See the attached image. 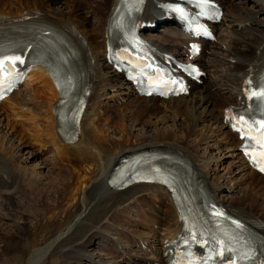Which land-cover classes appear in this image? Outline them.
I'll return each mask as SVG.
<instances>
[{"label": "bare ground", "instance_id": "bare-ground-1", "mask_svg": "<svg viewBox=\"0 0 264 264\" xmlns=\"http://www.w3.org/2000/svg\"><path fill=\"white\" fill-rule=\"evenodd\" d=\"M58 1L64 2V5L58 6ZM114 2L115 0H31L30 2L8 0L0 6L4 16L9 13L19 15L24 9L39 10L43 13L41 20L46 21L52 27L73 28L85 44L84 48L87 52L85 56L92 83V92L88 97L78 131L74 137H71L69 131L64 132L66 136H70V140H64L57 131L55 101L59 92L53 83V78L48 73L49 70H53L50 65L51 61L47 65L41 62L39 65L32 66L24 79L23 86L30 96L31 103L35 101L34 105L23 99L21 97L23 95H19V90V93L18 91L13 92L0 103V120H6L5 128L13 131L19 129V141L21 140L22 144L28 142L27 144L36 145L41 152L43 147L52 152L55 155L51 161L54 165L53 169H59L58 180L56 176L54 177L56 174L48 170L51 181L45 184L41 181L43 179L41 173L36 172L33 166L26 168L12 159V169L15 173L8 166L11 164L0 154V196L4 200L0 205H11L13 208L15 204L20 205L21 199H29H27L29 201H27V206L24 207L27 214L23 211V215L9 216L13 219V225H11L13 231L8 233L9 231L4 232L0 228V264H35L36 262H41V264H103L105 262L149 264L153 260H158L159 256L156 253L151 255L141 248L133 249L134 239L123 232H119L115 244L121 246L124 251L116 248V250L113 249L114 254L105 253L96 256L98 250L91 248L95 246V239L109 238L98 226L102 219L106 218L108 210H112L124 201L134 203L138 196L142 197V200L151 207V211H140L143 219L151 217L157 224L163 225L167 229L165 235H173L176 233L174 231L180 230L179 218L173 211L170 193L166 189L158 185L139 183L116 190L108 184L110 170L122 155L138 149L153 147L180 151L184 154L185 160L191 164L192 159L197 161L196 158H199L197 155L199 146L192 143L191 139L196 143L199 140L200 143L201 140L204 141L206 137L211 136L208 133L211 131L212 134V129L228 133L222 139L224 142H228L231 138L234 139L221 122L220 116L225 106L238 104L241 80L249 71L251 63L262 52L264 0H218L225 11L222 23L225 34L223 39L207 42L208 47L202 53L203 58L201 54L195 58L196 63L198 62L203 67L206 75L199 77L200 82L188 81L190 87L186 95L167 100L161 99L162 102L168 103L164 109L159 104L146 102L157 98L135 96L125 108L119 105L118 110L111 108V104L102 102V100L99 102L93 97L96 87L114 88L116 90L114 94L122 97L131 95L129 85L104 62L102 56L105 34ZM250 4L256 5L253 12L251 9L249 11ZM6 6L9 10L5 9ZM83 7H87L90 11H85L83 14ZM92 18L95 19L96 25L92 24ZM11 26L14 30L20 28L17 22L12 23ZM158 32L160 34L148 36L154 45L179 56L184 54L182 46L187 44L189 39L182 37L185 34L179 28L170 26ZM1 39L6 41L3 43L8 44H14L15 41V37L9 34L2 35ZM50 52H52L51 48ZM66 69L76 72L75 68L66 67ZM212 97L218 100L215 102ZM134 102L137 104L132 106ZM106 109L112 112L110 119L102 115L108 112ZM126 109L133 116L130 121L135 118L134 121L139 122L145 112L155 113L153 115H156L157 119L161 120V124L165 126L157 125L158 127L148 128V126L145 127L146 125L144 127L129 125L128 127L127 124H122L118 127L124 120L123 110ZM138 110L142 112L139 116L136 115ZM119 111H121V116L117 119L118 124L115 125L111 119L116 118ZM180 115H184V118L187 116V120L179 123L172 122V119ZM90 119L92 121H90L88 130L86 123ZM106 119L108 121H105ZM170 121L173 124L169 123ZM107 127H118L123 136L116 138L124 142L109 138ZM133 127H137L141 134L134 135V137L131 134ZM125 133L128 135L124 136ZM2 136H0V149L8 152L9 147L4 145ZM130 140L135 141L137 146L133 147L130 143L128 145ZM11 144L10 147H12ZM216 146L222 147L220 144ZM234 146L233 148H236L238 154L241 155L238 147L235 144ZM38 149L31 152V155L37 154ZM12 151L13 157L21 154V152ZM23 161L26 163L27 160ZM243 162L245 163L244 160ZM200 165L208 173L210 165L202 161ZM28 168L30 172H27ZM250 170L251 173L260 176L259 184L264 182L263 175L251 168ZM211 181L224 205L249 211L250 217L255 221L262 220V218L264 220V214L253 212V208L252 211L246 209L244 204L254 205L253 202L258 203L259 201L252 197L246 189L232 194L224 192L222 194L219 184H216L213 179ZM257 214L260 218L256 216ZM111 217L117 219L115 215ZM1 223H3L2 220ZM259 225L264 234V224L259 223ZM83 235L85 238L81 240ZM155 236L164 238L158 234ZM17 254L21 255L22 260Z\"/></svg>", "mask_w": 264, "mask_h": 264}, {"label": "rangeland", "instance_id": "rangeland-1", "mask_svg": "<svg viewBox=\"0 0 264 264\" xmlns=\"http://www.w3.org/2000/svg\"><path fill=\"white\" fill-rule=\"evenodd\" d=\"M30 1L31 0H24V2H30ZM57 4H58V6H62V5H64V2L58 1ZM252 5H253V7H252ZM252 5L250 4L251 8L249 7V11L251 9V11L253 12V10L256 9V5L255 4H252ZM83 9H84L83 14L85 13V11L86 12L90 11L87 7H83ZM92 24L96 25V21L93 18H92ZM163 30L164 29H160L159 31H163ZM158 33L160 34V32H157L154 34L158 35ZM149 34L151 35L152 33H149ZM19 91H20L19 95L20 96L23 95V96H21L23 99H26L28 101V103H30V104H33V105L35 104V101L33 103H31L32 101L30 100V96L27 93V90L25 89L24 86ZM19 91H18V93H19ZM106 92H107V90L105 91V94H104V93H101V91H99L98 97L100 99V102H101V100H102V102L105 101V102L112 105V106L110 105L111 108H116L117 110L120 108L119 105H121V107L125 108L127 106L126 104H128L129 101L134 99L133 97H135L132 95L126 96V97L123 96L121 100H119V99L116 100V99H113V97H110V94L113 92H109V93L108 92L106 93ZM107 94L109 96H107ZM214 98L216 99V97H212L213 101L218 100V98L216 100ZM136 100H137V98H136ZM146 102L148 104H151V103L159 104V105L163 106L162 107L163 109L166 108L168 105V103H160V101H155V100H150V101L148 100ZM135 104H137V103L134 102L131 105L135 106ZM136 107H138V106H136ZM141 108H144V107H141ZM106 110H108V112L104 113L102 115L104 118L110 119L112 117V112L109 109H106ZM137 112L138 113L136 115H138V116L140 113L142 114V112L139 110ZM123 114L125 115L124 120L121 121V125L118 127H121L122 124H127L128 127H129V125L130 126H135V125L138 126L139 125L138 127H141V126L144 127L146 125L145 127L148 126V128L149 127L155 128V126H157V125L158 126L161 125L163 127L165 126V124L164 125L161 124V120H158L156 115H153L155 113L151 114V113L145 112V114H143V116L140 118L139 122L134 121L135 118H134V120H132L134 122L130 121V119L133 118V116L131 113H129L128 109L123 110ZM171 115H172V113H171ZM120 116H121V111H119L117 113L118 118L116 117L114 119L113 118L111 119V121H113L112 123L117 125L118 124L117 119H119ZM182 120H187V116H185V118H184V115H180L178 117L176 116L175 119H172V122H176V123L178 122L179 123ZM90 121H92V119H90L86 123V128L88 130H89L88 126L90 125ZM105 121H108V119H106ZM127 121H130V122L126 123ZM172 122L170 121L169 123H172ZM5 124H6V120L5 121L0 120V136L5 135L4 137L2 136V138L5 142L4 145H6V147L8 145L9 148L8 147L7 148L9 151L10 150L11 151L7 152V151H3L0 149V152H2L0 154H2L5 157V159L11 164V166L8 164L10 169L13 172H15L12 169V167H13L12 163H13V160H15V163H17V164L20 163L21 165L25 166L26 168L28 166H30V167L33 166L35 168L36 172L41 173V176L43 178V179H41V181L44 182L45 184H49V180L51 181V179H49L50 178L49 174L51 173V171H53L56 174V175H54V177L56 176L57 177L56 180H58L59 177L57 174L59 172V169L58 170L53 169L54 165H52V163H51V161H52V159H54L55 155L45 148V149H43V151H45V152L40 153L38 150V153L34 154V155L32 154L33 155L32 156L31 152L37 151L38 147H36V145H32L31 143L27 144L28 142L25 144L24 143L22 144L21 140L19 141V138H20L18 135L19 129L14 130V131L10 130L8 128H5V126H4ZM118 127H115V128H108L107 127V129H108L107 135L109 138L118 140V141L123 143L124 141L122 139H117L118 137L123 136ZM137 129H138L137 127H133V130L131 131V134H133V136L137 135V134H141V132H139ZM178 133H181V132L178 131ZM16 134H17V136H16ZM227 134L228 133H226V132H218L217 129L215 131L212 129V134H211V131L208 133V135H211V136L206 137V139L204 141L201 140L200 143H199V140H197V143H196L191 139L192 143L198 144V146H199L198 147L199 150L197 151V155L199 157L198 160L201 159L202 163L205 162L206 165H210L208 168L209 174H210L211 178L213 180H215V182H217V184H219V186L221 188L220 192H222V194H223V192L226 194L227 193L232 194V193H236V192L240 191L241 189H244V190L246 189L248 191V193L249 192L251 193L252 197L259 200V201L257 200L258 203L253 202L254 205H250V203L244 204V205H246L245 206L246 209H249L250 211H252L251 209L253 208V210H254L253 212H258L262 215V214H264V182L259 184L260 176L255 174V173H251V170L243 162V159H242L241 155L238 154V151L236 150V148L235 149L233 148L234 145L232 144V139H230L228 142H224V140H222L225 136H227ZM127 135L128 134L125 133L124 136H127ZM12 141H13V143H12ZM9 143L12 145V147H10ZM129 143L132 144L133 147L137 146V143L133 140H130L128 142V145H130ZM217 144H220L222 147L218 148L219 146H216ZM211 149H212V151H211ZM12 150L21 152V154H18L17 156L15 155L13 157L12 156V153H13ZM23 160H25V161L27 160L26 163ZM201 161L199 160L200 163H201ZM49 169H50V173H48ZM26 170H28L27 172H30V168H28ZM53 179H55V178H53ZM143 197H145L147 200H150V198L146 197V195H143ZM27 199L28 198H24L23 200L22 199L20 200L23 202V203L22 202L20 203L21 206L17 205V204L13 205V208L12 207L9 208L8 205H6L7 207L4 206V208H6V209L8 208L7 210L11 209V211H7V210L5 211L4 209L2 210V208H0L1 209L0 210V228L4 232L9 231L8 233H11L13 231V230H11L12 229L11 225H13V223H12L13 219L9 216H18V214L23 215V211H25L26 212L25 214H27V211L24 208L28 204L27 201L29 199L28 200ZM138 200L141 201L139 197H138ZM227 200L228 199H226V201ZM128 202H130V201H128ZM128 202L124 201L120 205L118 204V205H116V207H113L112 210L111 209L108 210V212H107L108 217L106 216L108 219L105 218L106 220H104V219L102 220L103 223L108 225V228H103L102 230L108 232V235L110 236V238H108V239L117 238V233L121 230L124 231L123 233L128 234L132 238H138V237L147 238V240H149V245H151L150 249H152L155 246V243L153 241L157 237L151 231H156V232L158 231V229H156V228L153 229L152 224L156 225V223L153 221L152 218H151V220H144L142 218V216H140L141 215L140 211H142V210L140 208H139V211L135 210V207L133 206L134 203H132V201H131L132 204H130ZM136 204H138V203H136ZM136 204H135V206H136ZM141 204H142V206L144 205L143 208H147V204L143 203L142 201H141ZM8 213H11V214L9 215ZM3 215H5V216H3ZM111 215H115L117 217V219L115 218V221H113L110 218ZM28 219L32 220V218H28ZM118 219H119V221H118ZM1 220L3 223H1ZM16 221H18V220L16 219ZM6 224H8L9 226ZM3 226H5V227H3ZM160 228H161L160 231H162L163 227H160ZM158 235H159V233H158ZM101 240L102 239H96V245H98L99 243L104 244L103 248L99 247V249H97L98 246L97 247H96V245L91 246V248H94V250L96 249L95 251L98 250L96 252V256H97V254L100 256V255L105 254V253L114 254L113 250L107 248L108 245H106L105 243H101ZM17 255L20 257V260H22L21 255L20 254H17ZM35 264H41V262H36ZM47 264H50V263H47Z\"/></svg>", "mask_w": 264, "mask_h": 264}, {"label": "snow or ice", "instance_id": "snow-or-ice-1", "mask_svg": "<svg viewBox=\"0 0 264 264\" xmlns=\"http://www.w3.org/2000/svg\"><path fill=\"white\" fill-rule=\"evenodd\" d=\"M262 95H264V93H262ZM262 126H264V125H262ZM261 170H264V169H261Z\"/></svg>", "mask_w": 264, "mask_h": 264}]
</instances>
